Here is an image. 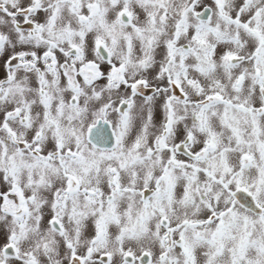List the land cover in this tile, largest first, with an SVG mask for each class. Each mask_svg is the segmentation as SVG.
<instances>
[{"label":"snow or ice","instance_id":"obj_1","mask_svg":"<svg viewBox=\"0 0 264 264\" xmlns=\"http://www.w3.org/2000/svg\"><path fill=\"white\" fill-rule=\"evenodd\" d=\"M0 71V264H264V0H0Z\"/></svg>","mask_w":264,"mask_h":264},{"label":"rangeland","instance_id":"obj_2","mask_svg":"<svg viewBox=\"0 0 264 264\" xmlns=\"http://www.w3.org/2000/svg\"><path fill=\"white\" fill-rule=\"evenodd\" d=\"M0 76H2V71H0ZM242 195H246V194H242ZM250 199V198H249Z\"/></svg>","mask_w":264,"mask_h":264}]
</instances>
